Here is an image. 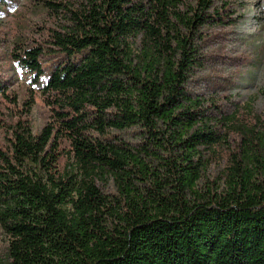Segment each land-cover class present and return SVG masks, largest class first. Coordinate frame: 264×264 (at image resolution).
Masks as SVG:
<instances>
[{"label": "trees", "instance_id": "trees-1", "mask_svg": "<svg viewBox=\"0 0 264 264\" xmlns=\"http://www.w3.org/2000/svg\"><path fill=\"white\" fill-rule=\"evenodd\" d=\"M218 1L36 0L12 56L50 113L0 147L2 264H264V125L191 86Z\"/></svg>", "mask_w": 264, "mask_h": 264}, {"label": "rangeland", "instance_id": "rangeland-1", "mask_svg": "<svg viewBox=\"0 0 264 264\" xmlns=\"http://www.w3.org/2000/svg\"><path fill=\"white\" fill-rule=\"evenodd\" d=\"M218 4L225 8L222 24L203 30V66L191 86L196 93L207 94L220 103L235 121L258 126H254L256 137L264 125V0H219ZM35 5L36 0L0 2V147L5 150L17 120H26L38 133L49 118L48 106L12 56L20 42L35 39V31L45 25V16L34 10ZM56 61L49 59L46 70H51ZM232 148L235 143L230 139L217 149L208 171L212 179L222 174ZM100 188L113 192V186ZM8 241L0 229V264L6 260Z\"/></svg>", "mask_w": 264, "mask_h": 264}]
</instances>
